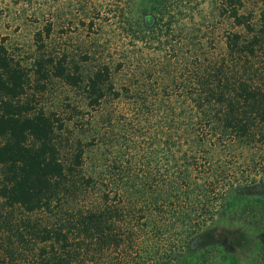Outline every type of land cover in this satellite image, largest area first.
<instances>
[{
	"label": "trees",
	"instance_id": "obj_1",
	"mask_svg": "<svg viewBox=\"0 0 264 264\" xmlns=\"http://www.w3.org/2000/svg\"><path fill=\"white\" fill-rule=\"evenodd\" d=\"M145 1L151 35L154 18L170 26L181 7L185 12L195 2ZM209 1L227 28L222 46L189 56L187 74L172 78L163 97L158 90L151 103L143 99L142 110L156 119L157 150L140 170L126 166L119 142L111 140L112 116L104 126L91 121L88 140L67 149L57 134L63 124L25 101L28 71L0 45V264H176L186 249L199 257L217 248L229 259L255 256L264 264V231L221 237L207 230L230 209L250 210L247 201L255 196L237 188L233 195L229 170L217 174L210 152L237 141L264 146V0ZM52 33L48 23L36 34L40 49ZM68 59L48 56L37 62V72L82 87L93 112L109 98L133 97L132 86L116 89L107 64L84 78ZM178 62L179 55L165 58L167 67ZM117 69L125 70L124 64ZM165 214H187L193 226L189 222L184 237L171 239ZM260 217L238 214L236 220Z\"/></svg>",
	"mask_w": 264,
	"mask_h": 264
},
{
	"label": "rangeland",
	"instance_id": "obj_2",
	"mask_svg": "<svg viewBox=\"0 0 264 264\" xmlns=\"http://www.w3.org/2000/svg\"><path fill=\"white\" fill-rule=\"evenodd\" d=\"M194 1V4L185 5L188 8L185 12L181 7L177 15L169 19L170 26H166V20L162 28L161 23L152 18L157 28L155 35H151V29L145 24L153 16L144 11L145 0H0V45L28 71L30 81L25 101L31 100L37 109L48 115L55 114L60 120L58 125L63 124L62 128L58 127L57 134L67 149L74 147L78 139L88 140L91 121L104 126L112 116L111 140L119 142L126 166L140 170L149 165L157 150L154 146L156 119L148 109L142 110L143 99L148 97L151 103L153 99L149 96L158 90L160 98L163 97L164 87L173 86L172 78L187 74L184 66L189 56L208 48L219 50L222 46L225 24L216 17L209 0ZM48 23L53 25V33L49 39H44L45 49H40L36 34L43 32ZM64 54L69 58V67L77 64L84 78L97 65L107 64L113 72L116 89L121 92L123 87L132 86L133 97L109 98L100 110L93 112L82 87L51 75L45 80L37 72L38 61L52 55L59 60ZM178 55L179 62L167 67L165 58L177 60ZM86 56L90 59L86 60ZM120 63L125 70L118 71ZM76 110L79 116H75ZM210 153L217 174L224 168L229 170L233 195L237 188L255 196L247 201L250 210L230 209L221 223L211 224L207 230L221 237L243 231L259 236L264 231V146L237 141L230 147L218 146ZM238 214H262V217L246 222L236 220ZM184 215L179 218L176 214H165L169 238H182L189 232L190 223L193 226L192 220ZM224 242V247H228L229 242ZM186 251L176 264H256L255 256L235 261L220 248L208 250L199 257Z\"/></svg>",
	"mask_w": 264,
	"mask_h": 264
}]
</instances>
